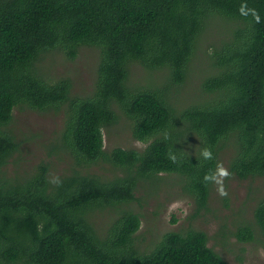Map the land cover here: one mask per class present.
I'll return each instance as SVG.
<instances>
[{"label":"trees","instance_id":"1","mask_svg":"<svg viewBox=\"0 0 264 264\" xmlns=\"http://www.w3.org/2000/svg\"><path fill=\"white\" fill-rule=\"evenodd\" d=\"M217 18L223 35L212 48L213 74L198 102L179 109L172 90L185 82L199 37ZM85 45L100 52L96 83L76 98L71 81L53 80L43 60L55 51L74 59ZM135 62L165 71L167 80L130 85ZM24 107L64 112L51 150L74 157L70 174L53 179L43 164L14 177L4 171L19 148L13 112ZM117 109L147 143L143 150H105L103 129L117 122ZM226 146L232 175L264 176V0H0V264H229L203 231L167 233L141 252L139 214L123 211L104 231L92 219L96 208L130 203L142 182L164 175L181 177L197 212L205 209L212 183L204 176ZM203 148L213 159L200 155ZM99 163L114 173H92ZM254 220L264 237V197ZM235 236L255 237L248 225Z\"/></svg>","mask_w":264,"mask_h":264},{"label":"rangeland","instance_id":"2","mask_svg":"<svg viewBox=\"0 0 264 264\" xmlns=\"http://www.w3.org/2000/svg\"><path fill=\"white\" fill-rule=\"evenodd\" d=\"M222 20L211 21L199 37V43L189 65L187 78L181 86L172 90L171 100L177 108H185L202 97L201 84L212 75L211 53L214 44L222 38ZM99 49L82 46L74 59L55 51L43 60L44 71L53 80L67 78L72 83V97L92 94L97 76ZM167 80L165 71H153L135 62L130 66L129 83L134 86H157ZM64 112H38L28 108H15L9 129L15 135L19 148L9 159L4 171L9 176L24 175L40 164L46 165L53 179L70 174L74 157L67 152L52 151L64 131ZM104 148L143 150L147 143L136 140L132 134L131 120L117 109V122L103 129ZM193 143V142H192ZM233 149L226 146L219 161L229 170ZM98 176H111L114 171L107 163H99L90 170ZM119 174V173H118ZM183 180L178 175L163 176L157 183L142 182L135 192V199L127 204L104 206L92 212V219L99 230L104 231L123 211L140 215L141 226L135 234V245L141 252H149L171 232L186 234L203 231L208 246L229 264H264V237L254 220V209L264 197V176L241 180L234 175L224 180L227 197L217 193V185L211 184L208 204L197 212L193 199L183 190ZM250 226L254 240L241 242L235 236L239 227Z\"/></svg>","mask_w":264,"mask_h":264},{"label":"clouds","instance_id":"3","mask_svg":"<svg viewBox=\"0 0 264 264\" xmlns=\"http://www.w3.org/2000/svg\"><path fill=\"white\" fill-rule=\"evenodd\" d=\"M244 7H241V12L242 14H247L244 12ZM252 14L256 18L257 22H259V15L256 12L255 9H252ZM200 155L205 159V160H211L213 159V154L210 149L208 148H203L200 152ZM169 159H171L173 162L176 161V156L175 155H170ZM231 173L223 166L222 162H217L216 169L215 171H210L209 173L205 174L204 176V182L205 183H215L217 185V193L221 197H227L228 192L224 186V180L227 178L231 177Z\"/></svg>","mask_w":264,"mask_h":264}]
</instances>
